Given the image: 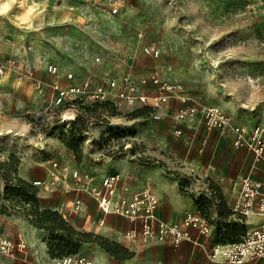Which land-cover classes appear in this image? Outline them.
Segmentation results:
<instances>
[{
  "label": "rangeland",
  "instance_id": "1",
  "mask_svg": "<svg viewBox=\"0 0 264 264\" xmlns=\"http://www.w3.org/2000/svg\"><path fill=\"white\" fill-rule=\"evenodd\" d=\"M108 2L0 0V225L15 215L42 229L50 258L49 244L95 263L101 252L114 264H213L207 254L215 244L230 243L264 220L253 215L245 221L230 211L232 183L250 160L245 150L223 142L224 133H207L199 115L178 121L172 111L152 119L136 106L80 114L56 107L49 88L35 89L25 73L50 81L46 66L53 64L62 84L71 72L75 81L90 78L96 85L155 70L161 79L180 82L198 107L216 106L247 127L264 124V0H121L115 14ZM145 46L157 48L158 56L145 54ZM51 161L94 178V170L105 167L126 187L132 166L172 172L173 162L181 168H175L176 188L189 210L197 208L206 219L208 233L176 247L128 244L125 222L100 238L69 219L80 202H66V195L83 193L71 176L51 191L33 185L45 179ZM120 161L131 163L128 172L110 169ZM17 179L25 184L24 196L15 191Z\"/></svg>",
  "mask_w": 264,
  "mask_h": 264
},
{
  "label": "built area",
  "instance_id": "2",
  "mask_svg": "<svg viewBox=\"0 0 264 264\" xmlns=\"http://www.w3.org/2000/svg\"><path fill=\"white\" fill-rule=\"evenodd\" d=\"M120 1L109 0L107 8L111 14L119 12L123 3ZM143 52L153 58L159 54V50L152 46L143 47ZM46 72L51 77L50 81L34 75L32 70L25 75L32 80L35 89L42 91L49 88L54 106L74 108V113L80 114L85 108L101 106L115 110L120 106H136L147 110L152 119H158L160 109L170 99H175L181 105L174 113L176 120L183 121L199 115L207 130L227 131L231 135L232 146L244 148L251 157L249 172L241 175L237 183L232 184L230 211L245 221L248 216H264V124L247 127L216 106L198 107L190 101L180 82L161 79L155 70H150L145 75L124 73L117 78L108 77L96 85L90 78L75 81L71 72L64 75L66 84H62L58 77V68L53 64L46 66ZM4 73V67L0 66V76ZM64 119L63 117L61 120ZM174 133L179 136L181 130L175 128ZM67 176L72 177L73 185L77 189L95 201L102 214L99 224L104 222L105 215H114L125 220L122 237L128 244L168 242L176 247L182 241L195 244V235L197 237L208 233L209 225L197 208L186 212L178 222H168L159 217V199L148 185L130 195H126L125 186L118 185L114 193L116 184L122 179L116 172L107 173L98 180L87 173L69 171L66 166L51 161L45 179L34 180L32 183L44 191H51L53 186ZM78 208L76 202L70 212H75ZM25 249L26 243L19 236L12 238L0 232V258H17L24 254ZM207 256L211 261L219 259L225 264H264V220L253 226H246L239 238L233 242L215 244ZM51 264H93V260L82 253L73 252L52 257ZM152 264L163 263L155 260Z\"/></svg>",
  "mask_w": 264,
  "mask_h": 264
},
{
  "label": "crops",
  "instance_id": "3",
  "mask_svg": "<svg viewBox=\"0 0 264 264\" xmlns=\"http://www.w3.org/2000/svg\"><path fill=\"white\" fill-rule=\"evenodd\" d=\"M42 77V76H41ZM180 103L175 99H170L161 109L160 113L172 111L173 115L176 110L180 107ZM227 113V112H226ZM228 114V113H227ZM200 117V116H199ZM201 118V117H200ZM234 119V118H233ZM203 121V119L201 118ZM235 120V119H234ZM204 123V122H203ZM205 126V125H204ZM181 129V128H180ZM206 129V128H205ZM217 131L219 136H222V133L225 135L222 136V141H229L231 143V135L227 131H219L216 129L207 130V133ZM232 146V144H231ZM234 148V147H233ZM237 150H245L244 148H234ZM247 156H250L248 151L245 150ZM250 160L246 159V162L243 166V170L234 180V183H237L240 176L249 172L250 170ZM131 163L126 161L117 162L114 165H111V170H118L120 172H128L131 168ZM170 168H173L172 172H165L161 170L158 166H132L131 178L128 180V187H126V195H130L134 191L140 190L145 185L150 186L153 191L156 193L159 199V207L157 209V214L162 219L168 222H178L181 220L183 215L189 211L190 204L187 202L185 197L177 190L176 188V177L178 171H175V168L181 169L179 165H174L170 163ZM42 166L43 163H42ZM109 169V168H108ZM106 174V169L103 167L100 171L94 170V175L96 178H101ZM133 174V176H132ZM126 179V178H125ZM124 181L121 179L119 186L122 185ZM126 184V183H125ZM232 187V186H231ZM232 191V188H231ZM233 193V191H232ZM232 198V197H231ZM66 202L76 201L80 202L79 210L75 212L74 216H70L72 224L78 227L86 228L92 232L98 234L101 237H109L111 234V227L115 223L120 229H123L125 226V220L116 217L114 215H105L103 216L104 222L102 224L98 223V220L101 218L102 214L96 207L95 201L89 197L86 193H74L72 195H66ZM80 212V213H79ZM110 225V226H108ZM0 232L12 237L17 238L18 236L26 243V249L24 254L18 256L14 259L9 258H0V264H51V258L48 257L46 252V245L43 241L44 231L40 228L34 227L28 220L22 218L21 216L11 215L8 216L6 222H2L0 225ZM157 245L164 243H155ZM98 263H95L94 257L93 264H114L113 257H105L101 252H97ZM163 264H169L163 259H158ZM211 261V260H210ZM150 260L143 262V264H151ZM213 264H225L220 261L213 260ZM122 264H132L128 261L122 262Z\"/></svg>",
  "mask_w": 264,
  "mask_h": 264
},
{
  "label": "trees",
  "instance_id": "4",
  "mask_svg": "<svg viewBox=\"0 0 264 264\" xmlns=\"http://www.w3.org/2000/svg\"><path fill=\"white\" fill-rule=\"evenodd\" d=\"M101 107H104V106H101ZM139 114V113H138ZM16 185L17 187H15V191L18 193V194H21L22 196H24V194L26 193V189H25V184L20 180V179H17V182L14 184ZM31 197L29 196L28 199H30ZM52 214H55V213H52ZM102 238V237H100ZM239 238V237H238ZM237 238V239H238ZM236 240V239H235ZM233 240V241H235ZM232 241V242H233ZM54 247V248H53ZM49 248H50V254L52 255L51 257H56V256H60V255H64V254H68V253H73V252H76V251H67V252H58V250L55 248L54 245H50L49 244Z\"/></svg>",
  "mask_w": 264,
  "mask_h": 264
},
{
  "label": "bare ground",
  "instance_id": "5",
  "mask_svg": "<svg viewBox=\"0 0 264 264\" xmlns=\"http://www.w3.org/2000/svg\"><path fill=\"white\" fill-rule=\"evenodd\" d=\"M28 10V9H27ZM71 116L67 117L68 119H70ZM118 188V184H116L115 189L113 190V192L115 193L117 191Z\"/></svg>",
  "mask_w": 264,
  "mask_h": 264
}]
</instances>
